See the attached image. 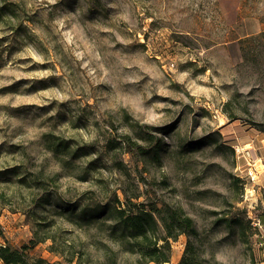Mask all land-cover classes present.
<instances>
[{"label": "rangeland", "instance_id": "rangeland-1", "mask_svg": "<svg viewBox=\"0 0 264 264\" xmlns=\"http://www.w3.org/2000/svg\"><path fill=\"white\" fill-rule=\"evenodd\" d=\"M0 11V245L143 264L109 214L129 198L192 218L165 264H264V0Z\"/></svg>", "mask_w": 264, "mask_h": 264}, {"label": "trees", "instance_id": "trees-1", "mask_svg": "<svg viewBox=\"0 0 264 264\" xmlns=\"http://www.w3.org/2000/svg\"><path fill=\"white\" fill-rule=\"evenodd\" d=\"M6 7V5L2 6L1 9ZM1 13L0 11V15ZM263 35L264 33L255 35L251 39L256 40ZM246 56L247 53L244 52V57ZM134 126L141 129V126L138 124ZM125 137L129 139L128 134ZM60 145V142H57L54 150L58 149ZM11 171L14 174L18 173L16 167L12 168ZM131 204L140 205L142 203H134L131 199L126 198L125 207H113L109 210V214L114 219L113 230L117 228L121 230L122 235L128 241V249L137 252L143 264L168 263L170 261L169 238L175 239L181 233L189 236L196 232L192 218L181 209L170 206L164 210L156 206L144 209L136 206V210H133V208H130ZM159 227H162L164 231V234L161 236H157L156 233ZM159 240L162 242L159 243ZM30 243L34 244L35 241L31 240ZM189 244L188 240L187 245ZM26 248V244L22 246V249ZM187 252L188 248H186L185 253L176 264H191V262L187 261ZM0 262L1 264H47L45 260L40 258L32 259L24 251L12 248L7 244L0 245ZM51 264L62 263L53 262Z\"/></svg>", "mask_w": 264, "mask_h": 264}, {"label": "crops", "instance_id": "crops-1", "mask_svg": "<svg viewBox=\"0 0 264 264\" xmlns=\"http://www.w3.org/2000/svg\"><path fill=\"white\" fill-rule=\"evenodd\" d=\"M253 152L256 154L257 157H259V159L261 160L262 164L264 165V163L262 161L263 156L258 154V150L257 149L255 150V148H254Z\"/></svg>", "mask_w": 264, "mask_h": 264}, {"label": "built area", "instance_id": "built-area-1", "mask_svg": "<svg viewBox=\"0 0 264 264\" xmlns=\"http://www.w3.org/2000/svg\"><path fill=\"white\" fill-rule=\"evenodd\" d=\"M248 153V152H247Z\"/></svg>", "mask_w": 264, "mask_h": 264}]
</instances>
